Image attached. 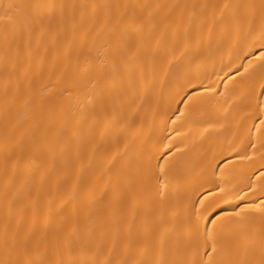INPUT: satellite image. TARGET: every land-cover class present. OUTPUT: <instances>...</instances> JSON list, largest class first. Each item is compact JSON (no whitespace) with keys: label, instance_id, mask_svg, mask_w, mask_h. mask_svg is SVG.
<instances>
[{"label":"bare ground","instance_id":"bare-ground-1","mask_svg":"<svg viewBox=\"0 0 264 264\" xmlns=\"http://www.w3.org/2000/svg\"><path fill=\"white\" fill-rule=\"evenodd\" d=\"M262 52L264 0H0V264H264Z\"/></svg>","mask_w":264,"mask_h":264},{"label":"snow or ice","instance_id":"snow-or-ice-1","mask_svg":"<svg viewBox=\"0 0 264 264\" xmlns=\"http://www.w3.org/2000/svg\"><path fill=\"white\" fill-rule=\"evenodd\" d=\"M261 59H264V52L261 53ZM212 251L214 252L215 251V248L212 249Z\"/></svg>","mask_w":264,"mask_h":264}]
</instances>
